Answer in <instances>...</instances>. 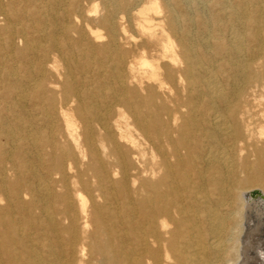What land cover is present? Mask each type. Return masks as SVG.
Masks as SVG:
<instances>
[{
	"label": "bare ground",
	"instance_id": "bare-ground-1",
	"mask_svg": "<svg viewBox=\"0 0 264 264\" xmlns=\"http://www.w3.org/2000/svg\"><path fill=\"white\" fill-rule=\"evenodd\" d=\"M0 264H264V0H0Z\"/></svg>",
	"mask_w": 264,
	"mask_h": 264
},
{
	"label": "rangeland",
	"instance_id": "rangeland-1",
	"mask_svg": "<svg viewBox=\"0 0 264 264\" xmlns=\"http://www.w3.org/2000/svg\"><path fill=\"white\" fill-rule=\"evenodd\" d=\"M94 13V12H93ZM91 18H95V16L93 15V16H91ZM132 28H130V27H128V30H129V32L131 31L133 34H135V36L136 37H138V35H139V33H138V31L136 30V29H132ZM101 31L102 32H104V29H101ZM103 57V56H102ZM104 58V57H103Z\"/></svg>",
	"mask_w": 264,
	"mask_h": 264
}]
</instances>
